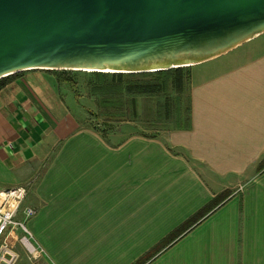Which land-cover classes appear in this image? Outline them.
Returning <instances> with one entry per match:
<instances>
[{
    "label": "crops",
    "instance_id": "obj_1",
    "mask_svg": "<svg viewBox=\"0 0 264 264\" xmlns=\"http://www.w3.org/2000/svg\"><path fill=\"white\" fill-rule=\"evenodd\" d=\"M185 68L163 134L83 128L48 71L0 89L1 189L29 184L40 250L10 264H264V34Z\"/></svg>",
    "mask_w": 264,
    "mask_h": 264
},
{
    "label": "water",
    "instance_id": "obj_2",
    "mask_svg": "<svg viewBox=\"0 0 264 264\" xmlns=\"http://www.w3.org/2000/svg\"><path fill=\"white\" fill-rule=\"evenodd\" d=\"M262 34L264 0H0V80L185 68Z\"/></svg>",
    "mask_w": 264,
    "mask_h": 264
},
{
    "label": "rangeland",
    "instance_id": "obj_3",
    "mask_svg": "<svg viewBox=\"0 0 264 264\" xmlns=\"http://www.w3.org/2000/svg\"><path fill=\"white\" fill-rule=\"evenodd\" d=\"M43 70H37L42 72ZM53 74V77L57 79V73L48 71ZM69 74L70 78L75 82L74 91L71 86L63 84L62 94L67 101L72 104V107H77L75 111L76 116L81 120L79 122L83 125V128H91L97 130L100 133H106V129H112L117 126L118 123H136L139 133H149L151 131H158L163 134L166 131L168 125L171 124V120L181 125V117L184 118V124H186L187 111L189 108V96H188V79L185 80L180 92H175L169 87L163 94L152 97H136L137 105V117H133L127 107H129L128 97L122 94H116L113 88L99 93L96 90L102 86L112 85L111 76L105 78H99L90 72L82 71H65ZM23 72H21L22 74ZM185 75L189 76L184 68ZM15 76L6 77V83L11 81ZM96 89V90H94ZM97 92V94H96ZM100 96L108 99L113 107L107 106L102 109L99 105ZM166 109V111H164ZM10 170L0 168V188L10 182L11 176ZM29 187V184H19ZM18 186V185H16ZM26 198V197H25ZM25 200V199H24ZM27 207L25 201L22 202L20 210L16 216L17 220H23V210ZM24 236L23 231L20 228H14L8 238L6 239V249L0 251V257L4 255V252L9 253L12 258L16 254V259L21 256L22 253H27L28 249L21 242ZM27 249H25V248ZM36 248V247H35ZM10 250V251H5ZM2 260V259H1ZM11 263V262H10ZM9 263V264H10Z\"/></svg>",
    "mask_w": 264,
    "mask_h": 264
},
{
    "label": "trees",
    "instance_id": "obj_4",
    "mask_svg": "<svg viewBox=\"0 0 264 264\" xmlns=\"http://www.w3.org/2000/svg\"><path fill=\"white\" fill-rule=\"evenodd\" d=\"M56 72V71H52ZM57 80L63 84L71 86L75 91V82L70 78L69 74L65 71H57ZM15 74L13 76L19 75ZM91 74L105 78L106 76L112 77V85L102 86L99 89H94L99 93L101 91L113 88L116 94H122L128 97V103L133 117H137L136 97H152L163 94L165 90L171 87L175 92H180L184 81L188 76L184 73V68L171 69L167 71L154 72V73H140V74H108V73H94ZM6 78L0 80V89L6 85ZM96 92V94H97ZM99 105L102 109L107 106L113 107L108 99L100 96ZM166 111V109H164Z\"/></svg>",
    "mask_w": 264,
    "mask_h": 264
},
{
    "label": "built area",
    "instance_id": "obj_5",
    "mask_svg": "<svg viewBox=\"0 0 264 264\" xmlns=\"http://www.w3.org/2000/svg\"><path fill=\"white\" fill-rule=\"evenodd\" d=\"M28 189L29 187L25 185H18L4 189L0 188V251L6 249V239L10 232L16 227L23 231L24 236L21 242L25 241L27 243L29 251L31 250V252L36 253L40 252V250L35 248L31 243V234L26 226L27 219L35 214L34 209L31 207H25L23 210V220L16 219L21 204L27 196ZM5 253L6 252H4V254ZM1 259H3V256L0 257V260Z\"/></svg>",
    "mask_w": 264,
    "mask_h": 264
},
{
    "label": "bare ground",
    "instance_id": "obj_6",
    "mask_svg": "<svg viewBox=\"0 0 264 264\" xmlns=\"http://www.w3.org/2000/svg\"><path fill=\"white\" fill-rule=\"evenodd\" d=\"M91 73V72H90ZM23 244L26 246V248L29 250V246L27 245V243L25 241H22ZM31 251V250H30ZM7 253V252H6ZM3 260V259H2ZM12 261V260H11ZM11 261H6L7 264H9Z\"/></svg>",
    "mask_w": 264,
    "mask_h": 264
}]
</instances>
